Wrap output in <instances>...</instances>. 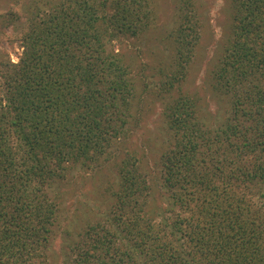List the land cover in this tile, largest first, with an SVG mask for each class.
<instances>
[{
    "label": "trees",
    "instance_id": "trees-1",
    "mask_svg": "<svg viewBox=\"0 0 264 264\" xmlns=\"http://www.w3.org/2000/svg\"><path fill=\"white\" fill-rule=\"evenodd\" d=\"M232 2L233 37L216 73L232 91L225 126L207 127L196 97L179 93L166 109L174 131L160 158L170 215H148L149 185L127 153L113 222L88 223L71 264H264V0ZM111 3L109 15L107 0L34 11L19 60L0 63V264H49L57 202L47 186L68 165L96 160L124 128L131 84L104 32L136 35L150 9L145 0ZM189 21L177 29L179 67L167 87L192 55Z\"/></svg>",
    "mask_w": 264,
    "mask_h": 264
},
{
    "label": "rangeland",
    "instance_id": "rangeland-1",
    "mask_svg": "<svg viewBox=\"0 0 264 264\" xmlns=\"http://www.w3.org/2000/svg\"><path fill=\"white\" fill-rule=\"evenodd\" d=\"M58 1L0 0V63L19 60L29 16L36 10H48ZM111 1L107 0L106 15L112 12ZM145 1L150 17L142 32L122 34L109 26L104 32L107 52L126 67L131 84L121 134L96 160L68 165L62 177L54 178L46 188L47 195L57 202L46 250L49 264L72 263L75 254L71 247L88 223L113 222V193L127 153L135 157L149 185L148 215L157 221L160 216L170 215L160 158L174 131L169 126L166 109L179 93L196 97L198 117L207 127L225 126L232 114V91L226 92L216 77L224 49L233 37L232 0ZM188 19L196 33L192 55L183 79L167 87L179 67L177 29ZM98 24L106 29V23ZM182 63L185 66L186 61ZM260 84L264 88V74ZM1 88L0 78V95Z\"/></svg>",
    "mask_w": 264,
    "mask_h": 264
}]
</instances>
